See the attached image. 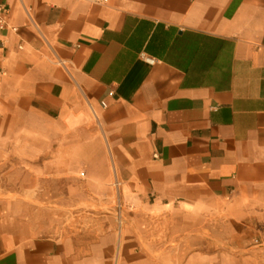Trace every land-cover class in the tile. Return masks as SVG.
Returning a JSON list of instances; mask_svg holds the SVG:
<instances>
[{
  "label": "crops",
  "instance_id": "1",
  "mask_svg": "<svg viewBox=\"0 0 264 264\" xmlns=\"http://www.w3.org/2000/svg\"><path fill=\"white\" fill-rule=\"evenodd\" d=\"M0 5V264H264V0Z\"/></svg>",
  "mask_w": 264,
  "mask_h": 264
},
{
  "label": "rangeland",
  "instance_id": "2",
  "mask_svg": "<svg viewBox=\"0 0 264 264\" xmlns=\"http://www.w3.org/2000/svg\"><path fill=\"white\" fill-rule=\"evenodd\" d=\"M20 142L24 143L22 139L23 132H21ZM11 143V142H9ZM59 143H69V144H77L75 136L67 137V140H62L60 137H54L52 139L53 150L48 155V157H44V153H36L35 155H28L26 152H19V156L17 153L16 156L11 152L5 153L3 158V163L0 160V197L6 200L9 204L17 201H24L30 203L34 207H42L45 203L43 198V185L40 183H29L28 175H36L34 171H39V168H32L29 165V162L35 161L36 164H41L44 159H51L52 161L67 160V161H75L76 159L83 158L87 153H83L82 151H67L61 153L55 150V146ZM19 159V160H18ZM16 163L19 162L18 167L13 166L14 161ZM69 165V172L76 170L74 164ZM19 171V174H18ZM77 177H79V173H76ZM80 178V177H79ZM61 187L68 189L69 186L62 185ZM79 189L82 188L81 185L78 184ZM118 207V204H115ZM68 222H72L73 218L67 217Z\"/></svg>",
  "mask_w": 264,
  "mask_h": 264
},
{
  "label": "built area",
  "instance_id": "3",
  "mask_svg": "<svg viewBox=\"0 0 264 264\" xmlns=\"http://www.w3.org/2000/svg\"><path fill=\"white\" fill-rule=\"evenodd\" d=\"M83 1L94 5H106L109 3L110 0H83ZM7 16H8V10L4 6L0 5V29L7 27ZM12 30L14 29L12 28ZM141 57L148 64H152L154 62L153 59L145 55H141Z\"/></svg>",
  "mask_w": 264,
  "mask_h": 264
}]
</instances>
